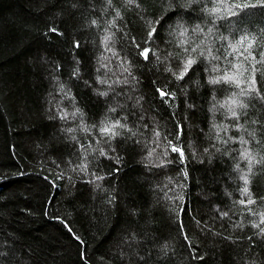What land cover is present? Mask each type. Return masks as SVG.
I'll list each match as a JSON object with an SVG mask.
<instances>
[{"label": "trees", "instance_id": "1", "mask_svg": "<svg viewBox=\"0 0 264 264\" xmlns=\"http://www.w3.org/2000/svg\"><path fill=\"white\" fill-rule=\"evenodd\" d=\"M257 61L264 0H0V264H264Z\"/></svg>", "mask_w": 264, "mask_h": 264}, {"label": "snow or ice", "instance_id": "2", "mask_svg": "<svg viewBox=\"0 0 264 264\" xmlns=\"http://www.w3.org/2000/svg\"><path fill=\"white\" fill-rule=\"evenodd\" d=\"M111 2V0H109V3ZM248 6H254V5H233V7H248ZM233 15H235V13L233 12L232 13ZM158 23V22H157ZM155 32V28H151L150 32H149V35H151L152 33ZM183 35V33H182ZM249 38L247 36H244L241 38L240 41H238L237 43L238 44H242L245 40H248ZM256 43V40L255 38L252 39L251 43H249L248 45V48H251L252 45ZM230 47L233 48V51H236V46L235 45H230ZM248 48H245L244 51L245 52H248ZM143 55H145V57L147 58V50H145L143 53ZM249 56H252V53H248ZM253 60H255V56H252ZM264 61H257V63H262ZM194 63V61L192 59H188L184 65V71L178 76L179 79H183V75L186 74L187 70L191 67V65ZM234 67L238 68V69H241L242 72L243 71H248L247 68H243L242 65L238 64V65H235ZM253 71H255V68L252 69ZM220 82H224V83H236L237 85L239 84V80L235 78V76H230V75H225V76H222L220 77L219 79H216V80H213L212 83H220ZM161 95H164L163 92H161ZM264 98V97H262ZM233 103H235V101H233ZM243 106V105H241ZM233 115L235 116L236 113L233 111ZM104 132H110L111 130L108 129V128H105L103 129ZM113 135H115V133H112ZM244 158L248 160L249 162V171H251V167H252V164L253 162L255 161V158L251 156L250 153L248 152H245L244 153ZM261 161H264V157H261ZM256 163H259L260 161H255ZM248 183V179L247 177H245V184ZM243 191L245 193H248V189L247 188H244ZM253 201L249 200L248 203H252ZM262 223H264V220L261 221Z\"/></svg>", "mask_w": 264, "mask_h": 264}]
</instances>
